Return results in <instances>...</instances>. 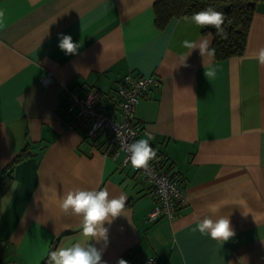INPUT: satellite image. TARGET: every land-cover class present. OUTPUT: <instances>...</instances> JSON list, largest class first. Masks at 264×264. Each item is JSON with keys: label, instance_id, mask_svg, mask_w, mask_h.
<instances>
[{"label": "crops", "instance_id": "crops-1", "mask_svg": "<svg viewBox=\"0 0 264 264\" xmlns=\"http://www.w3.org/2000/svg\"><path fill=\"white\" fill-rule=\"evenodd\" d=\"M155 1L0 0V174L28 151L13 168L19 187L11 205L2 202L11 186L0 198V264H47L51 250L82 241L80 217L59 207L78 188L128 198L124 215L104 225L107 246L89 241L103 249L106 264L144 257L155 264H264V64L254 59L264 48V2L244 52L216 59L199 49L187 56L184 40L212 42L191 16L157 28ZM60 34L79 44L77 54L58 47ZM48 72L53 81L44 86ZM128 73L160 78L133 112L140 139L153 137L164 170L183 183L172 218L149 219L150 184L122 152H103L105 135L85 137L66 109L69 90L82 96L95 89L104 94L98 106L115 114L116 88ZM204 216H227L234 236L220 243L194 232Z\"/></svg>", "mask_w": 264, "mask_h": 264}, {"label": "clouds", "instance_id": "clouds-1", "mask_svg": "<svg viewBox=\"0 0 264 264\" xmlns=\"http://www.w3.org/2000/svg\"><path fill=\"white\" fill-rule=\"evenodd\" d=\"M5 13L0 10V27L4 24ZM189 22L199 29L211 27L223 39H227V32L223 27L225 23V14L216 11L212 7H207L201 11L194 12ZM183 47L189 49L187 56L194 49H199L204 57L206 54L211 56L214 49L210 48V41L184 40ZM58 47L66 55H75L78 53L79 44L73 42L70 35L60 34ZM185 58V61L187 59ZM254 59L260 64H264V48H260L255 54ZM206 77L213 76L214 72H205ZM132 136L135 133H131ZM153 137L149 134L146 138L134 140L131 143L122 144L124 151L129 153L128 161L135 169L150 171V162L157 158V153L150 145ZM19 187L17 181H13L9 193L2 198L4 208L11 205L12 192ZM127 197L123 194L111 196L107 188L100 189H75L69 190L60 201V210L66 215L80 217L82 241L77 240L66 246H60L48 254L47 264H106L102 260L103 249H98L89 241H104L105 247L108 242V228L105 223L111 224L113 220L124 215ZM4 208H0L3 211ZM213 211L215 209L213 208ZM194 232L198 231L202 236H208L214 241L223 243L234 236L230 219L227 216H218L213 219L211 216H204L198 219ZM117 264H128L124 259L118 260Z\"/></svg>", "mask_w": 264, "mask_h": 264}, {"label": "built area", "instance_id": "built-area-1", "mask_svg": "<svg viewBox=\"0 0 264 264\" xmlns=\"http://www.w3.org/2000/svg\"><path fill=\"white\" fill-rule=\"evenodd\" d=\"M52 81L50 72L40 79L44 86ZM159 85L160 78L156 75L128 73L116 88L115 114L98 106L104 94L95 89L82 96L69 90L66 97V109L73 115L74 121L83 126L85 137L95 139L105 135L103 145L105 154L115 155L122 152L124 161L130 163L129 153L124 151L121 145L140 139L142 125L134 119V106L140 96L147 93L150 88ZM133 132L134 136L131 135ZM150 145L157 153V158L150 162V171L132 168L150 184L151 194L155 198L154 205L148 211L149 219L172 218L184 200L183 183L178 176L164 170L163 154L151 143ZM130 264H155V258L144 257L133 260Z\"/></svg>", "mask_w": 264, "mask_h": 264}, {"label": "trees", "instance_id": "trees-1", "mask_svg": "<svg viewBox=\"0 0 264 264\" xmlns=\"http://www.w3.org/2000/svg\"><path fill=\"white\" fill-rule=\"evenodd\" d=\"M264 0H156L153 4L154 24L162 29L172 17L192 16L194 12L207 7L215 10L223 6L225 14L223 27L227 32V39L221 38L216 30L205 27L203 30L212 35L211 49L216 59H224L244 52L249 27L257 5ZM28 155L27 147L16 154L3 168L0 174V198L11 186L13 168ZM52 251V250H51ZM48 255L45 258L47 261Z\"/></svg>", "mask_w": 264, "mask_h": 264}, {"label": "rangeland", "instance_id": "rangeland-1", "mask_svg": "<svg viewBox=\"0 0 264 264\" xmlns=\"http://www.w3.org/2000/svg\"><path fill=\"white\" fill-rule=\"evenodd\" d=\"M216 11H221L222 12V9H221V7L219 6L217 9H216Z\"/></svg>", "mask_w": 264, "mask_h": 264}]
</instances>
